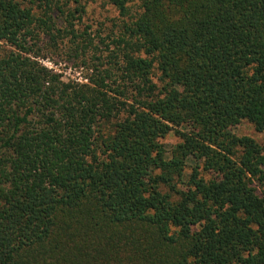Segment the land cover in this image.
Returning a JSON list of instances; mask_svg holds the SVG:
<instances>
[{
    "label": "trees",
    "instance_id": "1",
    "mask_svg": "<svg viewBox=\"0 0 264 264\" xmlns=\"http://www.w3.org/2000/svg\"><path fill=\"white\" fill-rule=\"evenodd\" d=\"M96 1L0 0V264H264V0Z\"/></svg>",
    "mask_w": 264,
    "mask_h": 264
},
{
    "label": "rangeland",
    "instance_id": "2",
    "mask_svg": "<svg viewBox=\"0 0 264 264\" xmlns=\"http://www.w3.org/2000/svg\"><path fill=\"white\" fill-rule=\"evenodd\" d=\"M87 13L84 17L85 26L91 27V31L96 34L97 32H109L113 29L115 23L118 22L117 10L105 4L102 0L86 5ZM105 35V34H104ZM42 62L49 68L56 69L58 72L63 73L65 79L80 80L83 74L80 70L72 67L73 63H68L62 58L53 59L52 61L42 59ZM233 132L238 136H249L259 143H264V132L260 133L255 130L253 125L247 121H243L240 125L233 127ZM168 148L180 142L174 135L170 134L162 140Z\"/></svg>",
    "mask_w": 264,
    "mask_h": 264
}]
</instances>
